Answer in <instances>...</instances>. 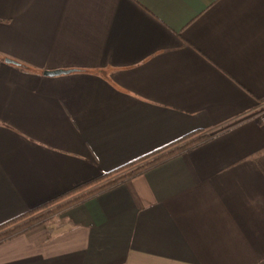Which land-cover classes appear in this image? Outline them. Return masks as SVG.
Returning <instances> with one entry per match:
<instances>
[{
  "label": "crops",
  "instance_id": "crops-1",
  "mask_svg": "<svg viewBox=\"0 0 264 264\" xmlns=\"http://www.w3.org/2000/svg\"><path fill=\"white\" fill-rule=\"evenodd\" d=\"M261 101L264 0H0V224L213 134L0 242V264H264Z\"/></svg>",
  "mask_w": 264,
  "mask_h": 264
},
{
  "label": "trees",
  "instance_id": "trees-1",
  "mask_svg": "<svg viewBox=\"0 0 264 264\" xmlns=\"http://www.w3.org/2000/svg\"><path fill=\"white\" fill-rule=\"evenodd\" d=\"M200 133V130L193 131L177 141L160 147L137 159H133L114 170L105 172L91 181L81 184L39 206L31 208L1 223L0 242L26 229L32 228L39 223H43L54 214L93 198L139 173L158 166L179 155L184 150L190 149L194 145L208 140L213 136L211 133L202 135H200Z\"/></svg>",
  "mask_w": 264,
  "mask_h": 264
},
{
  "label": "built area",
  "instance_id": "built-area-1",
  "mask_svg": "<svg viewBox=\"0 0 264 264\" xmlns=\"http://www.w3.org/2000/svg\"><path fill=\"white\" fill-rule=\"evenodd\" d=\"M251 118L255 119L264 126V101H261L257 104L253 114L251 115Z\"/></svg>",
  "mask_w": 264,
  "mask_h": 264
},
{
  "label": "water",
  "instance_id": "water-1",
  "mask_svg": "<svg viewBox=\"0 0 264 264\" xmlns=\"http://www.w3.org/2000/svg\"><path fill=\"white\" fill-rule=\"evenodd\" d=\"M5 61L10 62V63L14 62V60L10 58H5ZM69 72H70L69 70H65V69L49 70V71L47 70V71H44V75L55 76V75H60V74H67Z\"/></svg>",
  "mask_w": 264,
  "mask_h": 264
},
{
  "label": "rangeland",
  "instance_id": "rangeland-1",
  "mask_svg": "<svg viewBox=\"0 0 264 264\" xmlns=\"http://www.w3.org/2000/svg\"><path fill=\"white\" fill-rule=\"evenodd\" d=\"M57 214H58V213H57ZM55 215H56V214H54L53 216H55ZM53 216H52V217H53ZM39 224H40V223H39ZM37 225H38V224H37Z\"/></svg>",
  "mask_w": 264,
  "mask_h": 264
}]
</instances>
